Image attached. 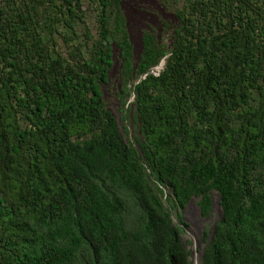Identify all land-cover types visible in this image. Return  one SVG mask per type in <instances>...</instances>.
Returning a JSON list of instances; mask_svg holds the SVG:
<instances>
[{
	"label": "trees",
	"instance_id": "trees-1",
	"mask_svg": "<svg viewBox=\"0 0 264 264\" xmlns=\"http://www.w3.org/2000/svg\"><path fill=\"white\" fill-rule=\"evenodd\" d=\"M160 1L135 58L123 0H0V264H191L212 193L200 264H264V0Z\"/></svg>",
	"mask_w": 264,
	"mask_h": 264
},
{
	"label": "rangeland",
	"instance_id": "rangeland-1",
	"mask_svg": "<svg viewBox=\"0 0 264 264\" xmlns=\"http://www.w3.org/2000/svg\"><path fill=\"white\" fill-rule=\"evenodd\" d=\"M122 8L126 16L127 29L135 58L138 57L141 50L142 33L147 29L153 30L159 42L169 45L171 27L175 22L173 10L165 7L160 0H123ZM163 21L168 23V27L163 25ZM115 59L113 69L110 72V84L103 89V98L107 108L119 122V104L115 96V89L117 88L115 77L119 66L117 58ZM130 136H132L131 132ZM211 201V210L207 218L200 215L197 199L195 198L186 205L181 213L183 222L187 225V227H183L184 232L181 239L190 252L189 261L191 264H200L204 249L203 234L212 232L220 216L217 194H211ZM173 220L176 222L175 218Z\"/></svg>",
	"mask_w": 264,
	"mask_h": 264
},
{
	"label": "water",
	"instance_id": "water-1",
	"mask_svg": "<svg viewBox=\"0 0 264 264\" xmlns=\"http://www.w3.org/2000/svg\"><path fill=\"white\" fill-rule=\"evenodd\" d=\"M163 65H164V60H161L160 63H159V65L155 68V70L159 71V70L162 68ZM192 199H193V198H192ZM192 199H191V200H192ZM191 200H190V201H191Z\"/></svg>",
	"mask_w": 264,
	"mask_h": 264
}]
</instances>
